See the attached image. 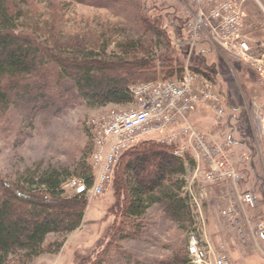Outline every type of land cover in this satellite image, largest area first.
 I'll list each match as a JSON object with an SVG mask.
<instances>
[{
    "label": "rangeland",
    "instance_id": "rangeland-1",
    "mask_svg": "<svg viewBox=\"0 0 264 264\" xmlns=\"http://www.w3.org/2000/svg\"><path fill=\"white\" fill-rule=\"evenodd\" d=\"M12 1L24 13L20 30L32 31L40 43L63 58L87 52L102 56L104 51L111 59L122 56L129 49L127 43L139 44L129 53L149 54L157 66L156 78H166L170 69L182 72L186 66L215 75L224 95L225 115L217 119L209 106L198 105L187 124L208 144L224 150L226 163L239 177L235 184L206 180V163L196 159L192 149L182 160L185 173L178 177L183 181L178 196L189 198V216L172 220L165 199L157 194L154 198L159 201L134 220L136 231L129 230L117 219L118 205L126 199L117 189L129 158L123 157L104 193L93 198L85 195L87 207L80 228L63 240L56 255H42L31 264H77L95 259L106 246L111 249V264H122L123 254L140 262L167 259L174 252L186 251L192 232L212 257L224 255L230 264H264V232L259 235V226H264V0H203L205 9L224 2L238 8L240 40L250 50L246 56L234 48L222 49L205 36L192 49L182 41L186 19L194 13L191 0H114L102 8L71 0ZM69 82L65 79L58 85L54 103L41 101L31 113L30 108L25 112L11 108L0 120V180L14 182L27 170L63 168L72 174L79 163L89 167L91 123L133 108L132 103L92 107ZM166 134L170 133L152 138L160 141ZM72 179L77 177L72 175L62 186L67 196L74 194L68 187ZM246 192L255 196L253 208L240 199ZM118 229L133 237L118 240ZM62 239L49 234L46 243ZM113 244L120 250L112 248Z\"/></svg>",
    "mask_w": 264,
    "mask_h": 264
},
{
    "label": "trees",
    "instance_id": "trees-1",
    "mask_svg": "<svg viewBox=\"0 0 264 264\" xmlns=\"http://www.w3.org/2000/svg\"><path fill=\"white\" fill-rule=\"evenodd\" d=\"M71 1L96 8L111 6L109 2L115 3L114 0ZM21 19H24V13L14 5V1L0 0V120L11 108L24 112L30 108L31 113L41 101L54 103L59 94L58 85L65 79L70 80L69 84L76 89L79 97L92 107L129 104L132 102L130 86L159 79L154 72L157 66L152 58H148L149 54L138 56L134 52L133 56L130 55L129 52L139 44L127 43L125 46L130 45L129 49H124L122 56L111 59L105 56L104 51L102 56L87 52L63 58L48 44L40 43L32 31L20 30ZM190 70L210 80L223 98L215 75L196 68L190 67ZM167 74L166 78H179L182 72L174 73L170 69ZM172 150V146L149 138L139 141L119 158L120 161L129 157L123 164L117 184L118 191L126 196L123 205H118L120 214L117 217L124 228L136 231L138 226L134 220L159 201L154 198L157 194L165 199L166 211L172 220L189 216V198L178 196L183 185L178 177L184 175L185 164L172 155ZM150 161L153 164L149 166ZM72 175L81 179L85 188L76 189L74 194L67 196L62 186ZM92 183V172L82 163L72 174L67 169L49 168L27 170L11 183L0 180V264H31L42 255H56L63 240L80 228L87 207L86 190ZM117 232L118 240L133 237L122 229ZM49 234L63 239L46 243ZM113 245L112 248L120 250ZM110 253L111 249L106 246L95 259H83L77 264H111V261L108 263L109 258L112 259ZM123 255L125 260L122 264H190L186 251L174 252L167 259L144 262L129 254Z\"/></svg>",
    "mask_w": 264,
    "mask_h": 264
},
{
    "label": "built area",
    "instance_id": "built-area-1",
    "mask_svg": "<svg viewBox=\"0 0 264 264\" xmlns=\"http://www.w3.org/2000/svg\"><path fill=\"white\" fill-rule=\"evenodd\" d=\"M214 2L207 0L206 3ZM194 13H190L184 25L185 41L192 49L203 36L214 41L222 49L234 48L241 55L250 52L245 41L240 40L241 14L231 2L220 3L212 9L203 7V0H191ZM232 46V47H231ZM133 108L113 113L91 123L92 152L89 167L93 183L86 190L90 198L101 196L111 183L119 158L142 139L153 135L170 134L160 138V143L173 147L177 158L192 149L206 164L205 179L216 182L239 180L238 175L226 163L224 150L208 144L206 139L187 124V117L198 106H209L220 119L225 114L222 97L215 86L201 73L185 67L179 78L158 79L137 83L129 87ZM175 131L174 129L178 128ZM71 189L84 188L81 179L68 182ZM243 204L253 208L255 196L243 193ZM264 226H259V233ZM186 253L190 264H230L225 256H214L201 247L198 237L192 233L187 239Z\"/></svg>",
    "mask_w": 264,
    "mask_h": 264
},
{
    "label": "bare ground",
    "instance_id": "bare-ground-1",
    "mask_svg": "<svg viewBox=\"0 0 264 264\" xmlns=\"http://www.w3.org/2000/svg\"><path fill=\"white\" fill-rule=\"evenodd\" d=\"M187 68H190V67H188V66H186ZM173 155V154H172ZM175 157V156H174ZM175 158H177V157H175ZM178 159H180V160H183V158H178ZM218 256H220V255H218ZM221 256H224V255H221Z\"/></svg>",
    "mask_w": 264,
    "mask_h": 264
}]
</instances>
